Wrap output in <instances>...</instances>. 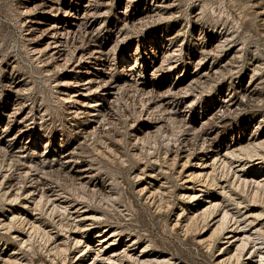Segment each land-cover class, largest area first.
<instances>
[{"label":"rangeland","instance_id":"1","mask_svg":"<svg viewBox=\"0 0 264 264\" xmlns=\"http://www.w3.org/2000/svg\"><path fill=\"white\" fill-rule=\"evenodd\" d=\"M40 2L0 0V264H259L264 0H92L60 60Z\"/></svg>","mask_w":264,"mask_h":264},{"label":"bare ground","instance_id":"2","mask_svg":"<svg viewBox=\"0 0 264 264\" xmlns=\"http://www.w3.org/2000/svg\"><path fill=\"white\" fill-rule=\"evenodd\" d=\"M91 2H92V0H88L87 3L82 5L81 8H79L78 4H76V3L75 4H73V3L66 4V7L64 8L63 13H61L59 6L57 7L55 5V0H41L40 7L44 11L43 13H46V15H48V18L46 20L49 21L50 25H47L45 23V21L39 20L37 22L36 20H33L32 21L33 23L30 25V28H31V30H34V31L40 30L43 33V35L46 33H47V35L51 33L50 37L54 39V41L51 42V43H53V45H51V50H53L52 56H54L55 59L60 60L65 55V51L67 48L66 45H67L68 35L72 34V33L75 34L77 31H79V29L83 26L84 23L89 22V19H90L89 17H91V9H90V6H92ZM88 30H89V28H87L86 33L90 32ZM92 34H94V32ZM66 55H67V53H66ZM52 56H50V57H52ZM80 56L83 57L85 60H84V65H81L79 67L78 71L83 72L84 74L88 73L89 76L84 78V81L80 84L83 88H80L78 91H80L81 89H84L87 91L88 90L98 91L100 88H102L101 91L98 92V94L102 93V96L101 97L98 96L95 99L96 104H94L97 106L101 105L99 112L98 113L93 112L91 115L97 116V117L103 116L107 112L105 109L106 107L104 105L114 95L115 85H113V86H110L111 84L108 85L110 83V77L107 75V72H106L107 67L105 68V64L102 63L103 60H101L102 59V52L101 51H92V50L88 51V52L81 51ZM131 69H133V67H130V70ZM74 95H76V94H74ZM95 95H97V94H95ZM21 131H26V129H22ZM15 135L16 136H14V137H19V139H20V136H18L19 133L15 134ZM7 136H10V133H8ZM74 158L75 157H74L73 151L67 150V152H63L60 154L59 160L62 163L67 164V163H70L71 161H74ZM72 170L77 171V172L80 171L79 169H74V168ZM43 184H45V183H43ZM43 187L44 186H42V189H43ZM49 190H51V188L45 189L41 193L39 204L41 202H43L42 199L46 198V204L51 202V205H53V210H55V208L58 206L57 205L55 206V200H51V196L48 194ZM31 197H33V196H31ZM225 215H226V213H225ZM224 218H223V220H224ZM226 218H228V217H226ZM43 232L45 233V235H48L47 237L50 238V236H51L50 233L45 232V231H43ZM245 246H246V241L240 245L241 248H245ZM82 251H83V249H82ZM259 255H260V259H258L257 262H259V264H264V252L261 251V248H259ZM142 264H148V263L143 262Z\"/></svg>","mask_w":264,"mask_h":264}]
</instances>
